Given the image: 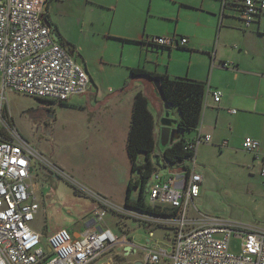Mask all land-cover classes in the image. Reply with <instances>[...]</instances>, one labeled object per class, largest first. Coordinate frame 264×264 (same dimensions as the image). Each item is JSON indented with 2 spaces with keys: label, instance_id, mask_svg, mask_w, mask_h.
I'll return each mask as SVG.
<instances>
[{
  "label": "crops",
  "instance_id": "1",
  "mask_svg": "<svg viewBox=\"0 0 264 264\" xmlns=\"http://www.w3.org/2000/svg\"><path fill=\"white\" fill-rule=\"evenodd\" d=\"M233 10L230 6L223 7V0H49L45 13L61 35L55 39L63 45H71L72 59L84 66L90 78L85 94L75 95L60 105L86 112L84 121L93 127L91 132L83 134L86 144L92 146L90 141H102L103 150L110 149L114 164L119 153L125 158L131 106L138 91L146 95L149 103L151 96L157 98L155 109L158 113L161 111V119L164 118L168 110L153 80L132 78L129 74L130 69L140 67L169 77L205 82L207 89L198 133L208 134L210 141L200 145L218 146L234 154L242 151L243 163L257 164L259 175L264 167V19L245 28ZM175 34L188 39L185 46L168 49L144 42L146 36ZM214 92H220L217 102ZM174 110L167 113L176 121L179 116ZM48 118L55 121L50 114ZM75 121L82 123L83 118ZM155 133L161 149L159 115L155 118ZM172 136L173 140L178 137L177 130ZM247 136L259 142L257 153L243 150L242 141ZM139 160L145 162L144 153L139 154ZM117 162L119 164L118 159ZM129 165L127 157L129 172L119 186L116 183L119 192L115 193L86 182L74 169L68 172L82 185L122 207L131 176ZM175 167H167L165 173ZM135 188L139 193V188ZM138 193L134 195L132 191V198ZM91 218L92 214L88 213L81 228L62 227L77 236ZM124 228L119 224L116 230H111L118 235L126 232L131 242L130 231ZM33 230L42 234L44 243L53 232ZM153 235L154 230L150 229L147 243L152 241ZM116 248L126 256L137 251L126 245Z\"/></svg>",
  "mask_w": 264,
  "mask_h": 264
},
{
  "label": "built area",
  "instance_id": "2",
  "mask_svg": "<svg viewBox=\"0 0 264 264\" xmlns=\"http://www.w3.org/2000/svg\"><path fill=\"white\" fill-rule=\"evenodd\" d=\"M48 1L0 0V264H90L113 247L126 245L136 251L126 232L115 234L102 223L107 210L174 225L170 252L144 248V264L162 258H169L170 264H264V228L238 226L221 218L194 220L187 216L189 206L199 196L203 179L195 170V152L198 144L210 141L208 134L198 133L194 143L189 144L195 150L194 156L182 165L164 174L158 168L153 171L146 197L148 205L176 211L161 219L158 215L113 206L106 198L82 187L36 152L15 129L9 111L3 109L7 92L59 103L85 94L90 85L84 66L72 59L45 24ZM226 6L234 9L245 28L264 19V0H223V7ZM144 42L170 49L185 46L188 39L176 34L157 35L146 36ZM219 98L220 92H214V100ZM242 148L255 154L259 142L251 136L244 137ZM34 159L40 162L38 168L48 167L51 173L72 184L75 191L98 203L81 234L73 236L60 227L47 236L43 245L42 234L31 227L40 209L30 189ZM259 175L264 187V167ZM231 236L241 240L238 253L229 250Z\"/></svg>",
  "mask_w": 264,
  "mask_h": 264
},
{
  "label": "rangeland",
  "instance_id": "3",
  "mask_svg": "<svg viewBox=\"0 0 264 264\" xmlns=\"http://www.w3.org/2000/svg\"><path fill=\"white\" fill-rule=\"evenodd\" d=\"M150 98V112L155 118L159 115L161 119L162 116L159 114L161 111L158 113L154 105L157 103V98L152 96ZM3 109L9 111L13 126L32 148L47 158L51 164L60 167L72 178L71 180L95 193L82 185L78 178L68 172V169L78 171L90 184L103 187L108 192H119L117 185L125 180V175L127 171L129 172L126 167L127 155L125 153L124 158L119 153L117 157L115 156L114 164L110 149L103 150L102 141H90L92 146L86 144L83 134L93 129L84 121L87 117L86 112L68 109L58 103L41 101L18 92H7ZM174 111L178 116L177 110ZM49 114L55 117L54 122L48 118ZM77 117L83 118V122L77 123L75 121ZM96 128L103 130V127L99 129L96 126ZM242 153L241 151L234 154L208 144L199 146V150L195 152V170L203 176V179L199 196L188 209L187 216L190 219L221 218L238 226L264 228V187L257 172V164L243 163ZM39 163V160L34 159L30 178V189L33 190L40 205V210L32 222L33 228L48 229L52 232L62 226L83 227L85 217L98 207L96 200L91 196L79 194L80 192L75 193L74 186L64 177L51 173L48 167L38 168ZM137 193V189L134 188L133 194ZM109 212L104 213L103 224L111 226L113 230H116L119 224L126 227L127 231H130L132 245L137 247V251L126 256L120 254L122 253L120 248L113 247L103 257L90 264H135L136 262L144 264L143 247L170 252L174 225H161L156 221H143L135 217L122 216L116 211L113 212L114 214ZM159 217L162 219L164 216ZM150 229L154 230V235L151 237L152 241L147 243ZM240 247L241 240L231 236L229 250L238 253ZM152 264H170V259L162 258Z\"/></svg>",
  "mask_w": 264,
  "mask_h": 264
},
{
  "label": "trees",
  "instance_id": "4",
  "mask_svg": "<svg viewBox=\"0 0 264 264\" xmlns=\"http://www.w3.org/2000/svg\"><path fill=\"white\" fill-rule=\"evenodd\" d=\"M44 18L54 35L58 38L61 37L57 27L46 13ZM129 74L132 78L157 79L161 87L163 106H166L168 111L177 110L179 118L175 121L178 137L170 145L160 149L155 133V117L148 108L149 100L141 91L135 93L131 106L128 134L126 135L125 151L130 162L131 176L127 181L124 206L132 211H142L158 216L173 215L176 211L159 206L151 207L147 203L149 182H151L153 171L157 169L150 157L159 147L157 153L161 161L168 167H177L194 156L195 150L190 148L189 144H193L198 135L192 137L194 133H198L207 85L203 81L187 77H169L168 75L148 72L140 67L130 69ZM38 100L52 103V101L45 99ZM65 102L58 104L63 105ZM140 153L145 154V162L139 160ZM135 187L139 188V193L137 197L132 198V191ZM74 192L76 191L74 190ZM43 241L42 244L45 245Z\"/></svg>",
  "mask_w": 264,
  "mask_h": 264
},
{
  "label": "water",
  "instance_id": "5",
  "mask_svg": "<svg viewBox=\"0 0 264 264\" xmlns=\"http://www.w3.org/2000/svg\"><path fill=\"white\" fill-rule=\"evenodd\" d=\"M46 25L50 26L47 21L45 22ZM64 47L69 51V55L71 56L73 54V51L71 49V45L69 43H64ZM153 83L156 87V90L161 98V90H160V84L159 81L157 79L153 80ZM165 109H167L166 106H164ZM168 112V111H167ZM166 112L165 117L163 119H160V124H161V135H160V144H161V148L165 147L168 143H171L173 141V134L174 131L176 130V128H171V125H175V120L169 118L168 113ZM152 163L155 165L156 168H158L160 170L161 174H164L166 169H167V165L164 164L161 161L160 156L158 155V153H154L151 155L150 157ZM32 170V168H30V171ZM135 264H141V262H136Z\"/></svg>",
  "mask_w": 264,
  "mask_h": 264
}]
</instances>
